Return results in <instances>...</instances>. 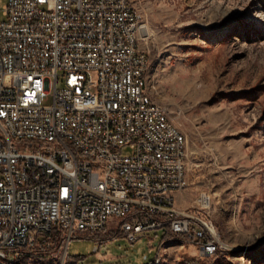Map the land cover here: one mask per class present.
I'll return each instance as SVG.
<instances>
[{
  "label": "built area",
  "instance_id": "1",
  "mask_svg": "<svg viewBox=\"0 0 264 264\" xmlns=\"http://www.w3.org/2000/svg\"><path fill=\"white\" fill-rule=\"evenodd\" d=\"M0 14V264L21 253L67 264L66 240L112 229L131 242L164 229L217 255L213 222L176 207L187 138L146 100L150 56L132 2L6 0ZM210 205L205 195L197 208Z\"/></svg>",
  "mask_w": 264,
  "mask_h": 264
},
{
  "label": "rangeland",
  "instance_id": "2",
  "mask_svg": "<svg viewBox=\"0 0 264 264\" xmlns=\"http://www.w3.org/2000/svg\"><path fill=\"white\" fill-rule=\"evenodd\" d=\"M131 1L148 30L150 92L187 138L189 186L176 207L212 221L221 250L201 257L182 238L164 241V229L135 242L112 229L66 240L67 264H152L158 252L159 264H264V0Z\"/></svg>",
  "mask_w": 264,
  "mask_h": 264
},
{
  "label": "bare ground",
  "instance_id": "3",
  "mask_svg": "<svg viewBox=\"0 0 264 264\" xmlns=\"http://www.w3.org/2000/svg\"><path fill=\"white\" fill-rule=\"evenodd\" d=\"M126 1H131V0H126ZM132 8L136 10L133 4H132ZM149 69H150V61L147 63V68L145 69V71H143L142 89H144L146 93V100H153L154 97L150 92L149 81H148ZM3 139L11 140V131H3ZM53 150H62V142H54ZM81 161H89V154H81ZM156 198H166V190H156ZM32 255L33 253H21L20 255H18L17 264H20L19 261L23 257L32 258ZM159 262L160 260L157 261V264H159ZM23 264H31V263L24 262ZM35 264H40V263H35Z\"/></svg>",
  "mask_w": 264,
  "mask_h": 264
},
{
  "label": "trees",
  "instance_id": "4",
  "mask_svg": "<svg viewBox=\"0 0 264 264\" xmlns=\"http://www.w3.org/2000/svg\"><path fill=\"white\" fill-rule=\"evenodd\" d=\"M175 238H179V237L172 234L170 231L165 230L164 241H168V240L175 239ZM152 264H155V262H153ZM176 264H203V263H201L200 261H197V260L187 259V260L177 262Z\"/></svg>",
  "mask_w": 264,
  "mask_h": 264
},
{
  "label": "water",
  "instance_id": "5",
  "mask_svg": "<svg viewBox=\"0 0 264 264\" xmlns=\"http://www.w3.org/2000/svg\"><path fill=\"white\" fill-rule=\"evenodd\" d=\"M141 33H142V37H143V38L148 37V30H147L146 27H143V28L141 29Z\"/></svg>",
  "mask_w": 264,
  "mask_h": 264
},
{
  "label": "crops",
  "instance_id": "6",
  "mask_svg": "<svg viewBox=\"0 0 264 264\" xmlns=\"http://www.w3.org/2000/svg\"><path fill=\"white\" fill-rule=\"evenodd\" d=\"M177 195H178V196H181V195H182V193H181V192H178V193H177ZM177 195H176V196H177Z\"/></svg>",
  "mask_w": 264,
  "mask_h": 264
}]
</instances>
